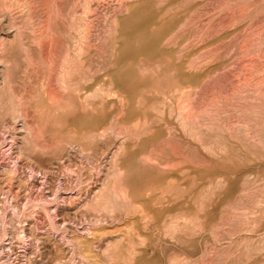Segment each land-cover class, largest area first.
I'll use <instances>...</instances> for the list:
<instances>
[{
	"label": "rangeland",
	"instance_id": "rangeland-1",
	"mask_svg": "<svg viewBox=\"0 0 264 264\" xmlns=\"http://www.w3.org/2000/svg\"><path fill=\"white\" fill-rule=\"evenodd\" d=\"M0 264H264V0H0Z\"/></svg>",
	"mask_w": 264,
	"mask_h": 264
},
{
	"label": "bare ground",
	"instance_id": "bare-ground-1",
	"mask_svg": "<svg viewBox=\"0 0 264 264\" xmlns=\"http://www.w3.org/2000/svg\"><path fill=\"white\" fill-rule=\"evenodd\" d=\"M108 189H109V188H108ZM105 192H107V191H104V193L101 194V195L99 196V198H98L99 203H100V202H104V201H106V199H107V194H106Z\"/></svg>",
	"mask_w": 264,
	"mask_h": 264
}]
</instances>
